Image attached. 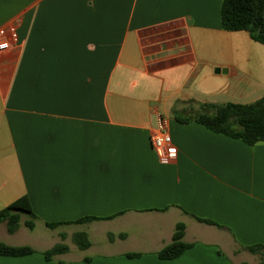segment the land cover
Here are the masks:
<instances>
[{"label":"crops","instance_id":"0c3cea01","mask_svg":"<svg viewBox=\"0 0 264 264\" xmlns=\"http://www.w3.org/2000/svg\"><path fill=\"white\" fill-rule=\"evenodd\" d=\"M220 6L0 0V28L18 38L0 60V210L26 196L37 218L13 234L0 224V243L34 251L0 264L260 263L246 249L264 247V144L181 122L264 95V45L223 31ZM159 119L169 164L150 146ZM84 217L112 218L46 226ZM179 223L192 247L159 259ZM57 244L68 251L46 260Z\"/></svg>","mask_w":264,"mask_h":264},{"label":"trees","instance_id":"16d2710c","mask_svg":"<svg viewBox=\"0 0 264 264\" xmlns=\"http://www.w3.org/2000/svg\"><path fill=\"white\" fill-rule=\"evenodd\" d=\"M220 26L226 32H246L251 40L264 45V0H221ZM202 110L181 122L196 123L216 135L238 139L248 146L264 144V95L249 104H210L204 105ZM22 216L27 217L24 226L32 230L37 218L33 215L26 196L15 200L0 210V224L4 223L7 233L13 234L19 228ZM105 219L84 217L73 222L46 224V226L55 229L61 225H80ZM198 221L215 225L206 220L198 219ZM184 231V224L179 223L175 226L170 244L157 254L159 259H176L192 247L191 244H186L183 241ZM108 239L113 240V236L109 235ZM71 241L80 251H84L90 246L89 238L85 232L73 234ZM246 250L259 257V264H264V247L255 245L248 247ZM67 251L66 245L57 244L43 255L46 260H50L51 257L64 254ZM33 252L31 248L26 246L11 247L0 243V256L22 257ZM127 257H133V255H127Z\"/></svg>","mask_w":264,"mask_h":264},{"label":"built area","instance_id":"2783aa9c","mask_svg":"<svg viewBox=\"0 0 264 264\" xmlns=\"http://www.w3.org/2000/svg\"><path fill=\"white\" fill-rule=\"evenodd\" d=\"M17 42L18 38L15 24L12 23L0 28V60L13 45L17 44ZM150 146L161 161L166 164L174 162L176 150L172 146L166 120H158L156 132L150 136Z\"/></svg>","mask_w":264,"mask_h":264}]
</instances>
